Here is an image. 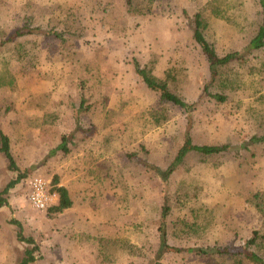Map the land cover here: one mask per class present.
Listing matches in <instances>:
<instances>
[{"label":"rangeland","instance_id":"1","mask_svg":"<svg viewBox=\"0 0 264 264\" xmlns=\"http://www.w3.org/2000/svg\"><path fill=\"white\" fill-rule=\"evenodd\" d=\"M217 1L153 0L144 14L124 0H0V129L18 168L0 152V189L23 174L0 206V264L18 263L30 246L11 218L37 245L28 264H205L184 248L238 246L253 230L264 233V141L250 140L264 133V50L248 47L261 7L220 0L226 18L212 14L208 3ZM196 11L217 53L244 56L225 69L223 102L203 96L209 70L192 37ZM24 21L40 33L8 40ZM134 57L157 76L173 69L178 92L195 107H166L135 73ZM164 107L169 118L155 124L148 111ZM186 132L230 148L189 154L167 174ZM63 134L66 150L58 147ZM33 175L53 195L41 210L27 201ZM54 182L72 200L60 212L51 209ZM193 214L206 225L181 227ZM159 227L183 250L161 249ZM103 238L124 243L104 250Z\"/></svg>","mask_w":264,"mask_h":264},{"label":"trees","instance_id":"2","mask_svg":"<svg viewBox=\"0 0 264 264\" xmlns=\"http://www.w3.org/2000/svg\"><path fill=\"white\" fill-rule=\"evenodd\" d=\"M124 1L129 11L145 14L149 11L150 6L148 5H150L153 0ZM239 1L240 0H234L233 5H238ZM258 1L261 7L262 16L254 34L249 39L248 47L251 50H264V0ZM208 5L211 7L212 14L228 18L226 11L228 12L229 10L223 7L220 0L212 4L209 2ZM191 22L192 37L202 50L208 63L209 80L202 88L203 96L208 99H214L216 101L223 102L227 99V94L222 89L226 87L227 82L229 81L227 74H225V69H229V66L233 61L243 60L244 56L240 51L237 50L228 51L223 54L216 52L204 34L207 21L200 11H196L193 14ZM37 33H40V27L32 26L30 23L24 21L12 31L8 37V40H12L18 36L20 39ZM45 33L54 35L56 37L61 36L59 32L53 29H49L45 31ZM131 62L135 73L138 75L142 83L148 89L156 92L160 100L166 103V107H176L182 110V112L191 111L195 107V102L186 100L178 92V86L174 85L175 77L172 75L173 69H167L163 76H157L153 72V67L149 64L141 63L135 57L131 59ZM214 85L218 88L211 90ZM233 86L236 87L235 85ZM166 107L163 109H152L148 111L152 121L155 124H160L169 118L170 114ZM80 128L81 126L76 124L75 129ZM69 138V134H63L58 147L66 150V143ZM250 140L251 142L264 141V133L261 135H252ZM229 148V143H196L193 141L189 132H186L183 142L178 148L174 159L168 165L166 172L167 174L171 173L176 165L188 157L189 154H194L195 156H199V158L203 159L204 157L225 153ZM0 152H2V154L7 158L8 168L11 170H17L18 168L11 153L8 136L1 129ZM22 177L23 174L19 171L15 178L10 179L3 186V188L0 189V206L7 204L6 195L8 194L9 189L12 188L18 181H20ZM54 183V189L57 193L58 200L57 203L51 207V209L53 211L60 212L63 209L70 207L72 200L69 196L67 188L64 185H58L56 182ZM165 208H168V206H165ZM258 208L259 210L264 211V207ZM198 216V214H193V219L191 221L180 222L181 227H185V229L189 231L192 228H203L206 225V221L205 219L202 220V218ZM11 222L18 227L16 231L17 238L30 244V246L25 249L24 256L16 264H28L35 259L34 251L37 249V245L35 244V241L32 237H26L24 235L20 221L15 218H11ZM177 222L178 221H176L175 224H177ZM158 229L160 232L159 246L161 249H164L165 251L169 249H174L176 251L183 250V248L171 246L167 242L166 231L163 229V227H159ZM106 241L109 243H106ZM121 241V239L109 240L108 238H103V249L106 250L108 245H111L110 243H124ZM184 250L188 252H195L205 264H264V233H261L258 230H253L250 237H248L242 244L238 246L232 244H213L197 248L186 247ZM150 264H160V262L158 260L152 259Z\"/></svg>","mask_w":264,"mask_h":264},{"label":"built area","instance_id":"3","mask_svg":"<svg viewBox=\"0 0 264 264\" xmlns=\"http://www.w3.org/2000/svg\"><path fill=\"white\" fill-rule=\"evenodd\" d=\"M28 182L27 200L29 205L36 210L46 208L51 203L53 195L48 192L44 178L41 175H33Z\"/></svg>","mask_w":264,"mask_h":264},{"label":"crops","instance_id":"4","mask_svg":"<svg viewBox=\"0 0 264 264\" xmlns=\"http://www.w3.org/2000/svg\"><path fill=\"white\" fill-rule=\"evenodd\" d=\"M28 201V200H27Z\"/></svg>","mask_w":264,"mask_h":264}]
</instances>
